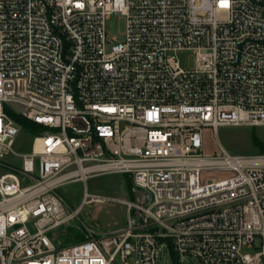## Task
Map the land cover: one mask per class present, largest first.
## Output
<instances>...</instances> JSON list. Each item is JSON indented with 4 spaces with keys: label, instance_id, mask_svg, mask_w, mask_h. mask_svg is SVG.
<instances>
[{
    "label": "built area",
    "instance_id": "obj_1",
    "mask_svg": "<svg viewBox=\"0 0 264 264\" xmlns=\"http://www.w3.org/2000/svg\"><path fill=\"white\" fill-rule=\"evenodd\" d=\"M12 113L43 126L30 152L13 148ZM220 125L264 132V0H0V264H264V152L206 154ZM114 173L137 200L87 188ZM76 181L71 209L61 188ZM109 200L127 224L57 239Z\"/></svg>",
    "mask_w": 264,
    "mask_h": 264
},
{
    "label": "rangeland",
    "instance_id": "obj_2",
    "mask_svg": "<svg viewBox=\"0 0 264 264\" xmlns=\"http://www.w3.org/2000/svg\"><path fill=\"white\" fill-rule=\"evenodd\" d=\"M126 29V18L121 14H113L107 21L108 37L121 40ZM182 66L193 68L195 65V55L191 51H181L178 53ZM20 109V106H16ZM253 133L264 142V132L261 126L249 125H220L217 134L210 127L203 131V147L206 154L220 152V145L229 153L234 155H251L262 152L254 143ZM33 134L26 129H21L15 138L13 148L18 153H27L32 150ZM7 161H12L17 165L22 163L21 158L13 155H5ZM87 188L91 192L102 193L112 197H120L128 200H137L131 193V180L118 173L100 175L90 178L87 181ZM85 189L83 181L69 183L61 188L62 194L66 197L71 209L77 208L81 202ZM78 217L70 220L68 224L60 227L56 231V237L62 244H71L84 239L85 232L83 225L86 224L97 231H107L115 227L127 224L128 213L124 203L117 200H109L106 203L85 204L78 209ZM255 251V249H246ZM129 264H134V259H128ZM181 264H196L193 258L183 257ZM162 264H180L173 259L166 251L162 253ZM114 264H125L118 256Z\"/></svg>",
    "mask_w": 264,
    "mask_h": 264
},
{
    "label": "trees",
    "instance_id": "obj_3",
    "mask_svg": "<svg viewBox=\"0 0 264 264\" xmlns=\"http://www.w3.org/2000/svg\"><path fill=\"white\" fill-rule=\"evenodd\" d=\"M12 116L18 122H20L25 127L26 130H28L32 134H37L38 132L43 130V126L37 124L36 122H34L28 118L21 117L20 115L15 114V113H12ZM253 140H254V143L259 147V149L262 152H264V142L261 139H259V137L256 135V133H253Z\"/></svg>",
    "mask_w": 264,
    "mask_h": 264
}]
</instances>
